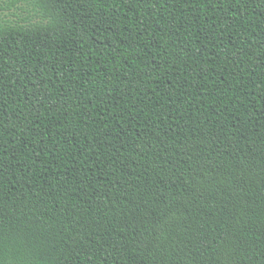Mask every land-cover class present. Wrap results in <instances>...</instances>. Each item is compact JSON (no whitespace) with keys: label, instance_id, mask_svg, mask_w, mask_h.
Returning <instances> with one entry per match:
<instances>
[{"label":"trees","instance_id":"trees-1","mask_svg":"<svg viewBox=\"0 0 264 264\" xmlns=\"http://www.w3.org/2000/svg\"><path fill=\"white\" fill-rule=\"evenodd\" d=\"M0 264H264V0H0Z\"/></svg>","mask_w":264,"mask_h":264}]
</instances>
